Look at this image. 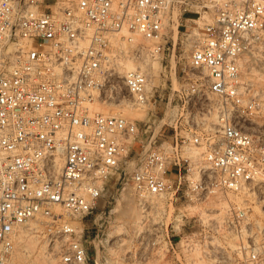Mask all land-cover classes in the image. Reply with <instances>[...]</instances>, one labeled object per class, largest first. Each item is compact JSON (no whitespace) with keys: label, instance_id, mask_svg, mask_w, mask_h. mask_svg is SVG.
<instances>
[{"label":"built area","instance_id":"1","mask_svg":"<svg viewBox=\"0 0 264 264\" xmlns=\"http://www.w3.org/2000/svg\"><path fill=\"white\" fill-rule=\"evenodd\" d=\"M179 27L197 73L176 92L184 122L171 113L158 131L169 140L140 142L134 120L96 110L121 107L124 91L157 117L145 67ZM262 32L264 0H0V264H90L114 241L88 221L117 192L139 215L134 255L258 264L264 237L237 200L264 190V95L240 65ZM124 56L136 66L119 73ZM212 202L225 203L220 222L177 208Z\"/></svg>","mask_w":264,"mask_h":264},{"label":"rangeland","instance_id":"2","mask_svg":"<svg viewBox=\"0 0 264 264\" xmlns=\"http://www.w3.org/2000/svg\"><path fill=\"white\" fill-rule=\"evenodd\" d=\"M181 32H183L182 27L178 28V33H172V30H169L165 40L158 43V53L156 54L155 58L153 60H149L146 63L147 65L145 69L149 73L150 85L152 89H156L158 91L155 93V96H157L159 93L163 98V101L158 107L159 111L157 117L153 116V107L151 105L145 106L142 109L136 107L132 103L131 97L124 91L120 93L121 107L111 108L108 110H96L97 112H101L103 114L115 113L127 119L134 120L138 127V141L140 142L148 141L152 135L156 136L157 143H159L161 140H169V137L172 133L170 129L165 128L164 131L163 129L160 132L158 131L162 125V121H167L171 113L177 112V114H179L182 109L183 112L180 120L182 123L184 122L183 117L185 115L187 104L185 103L184 95L179 96L176 92L181 90L190 82V74L197 73L188 67V53L185 46L180 43ZM170 37L173 38V42ZM134 38L140 39L139 36H134ZM261 38V41L254 45V48L250 53L243 55L240 58V65L243 77L254 80L257 88L264 95V85L261 84V82L264 80V32L261 33ZM137 43H141L146 46L151 45L150 42L138 41ZM172 43L174 44L172 45ZM129 65H133V67L136 66L135 62L129 56L122 57L120 67L118 69L119 73L132 70L133 68L129 69ZM201 113L202 111L199 109L198 115L201 116ZM154 118L156 120L154 125L151 126L148 132H145L144 130L146 129V124L151 123ZM204 120H207V122H212L213 118L212 116L204 117ZM256 123L258 124L262 134H264V110L256 118ZM199 151H201V149L194 147L189 151V154L192 155L193 153H197ZM181 156L187 155L183 154ZM117 194L118 195H116L114 198L110 199L111 203L109 205L107 204V200L105 198L106 196L104 195L102 201L100 202L101 205L99 209L88 221L89 225L97 224L99 226L102 223L101 228L94 230L95 235H101L104 239L107 237L108 239H111L112 242L114 241L113 244H108L105 247L106 249L99 253V255H92L90 264H94V261L96 264H170V252L165 254L161 253L159 256L154 255L152 258L148 255L145 257H138L137 254H133V244L135 239L132 234V228L135 224L132 222V219H130L131 222H129L130 214L126 210L128 207H133L137 212L135 201L129 193H122L119 195L120 193L117 192ZM103 201L106 202L105 206H107L105 207V215H101ZM245 201L248 207L250 222L252 223L255 232H257L255 222L264 229V190H258L255 191L254 194L250 193L248 195H244L241 200H237L239 203ZM222 207L224 206H209L202 204L197 208H177L186 213L188 217L197 215L205 209H211L212 211L210 215L220 222V219H222L224 214ZM108 210H113L110 217H108ZM123 210L126 213L128 212V217V214H125L126 217L125 215L123 217ZM119 227L122 228L120 229ZM261 235L264 237V230L262 231ZM28 236H33L34 239L27 240L26 248L35 250L40 244V236L38 237V233H30ZM258 264H264V252L260 257Z\"/></svg>","mask_w":264,"mask_h":264},{"label":"bare ground","instance_id":"3","mask_svg":"<svg viewBox=\"0 0 264 264\" xmlns=\"http://www.w3.org/2000/svg\"><path fill=\"white\" fill-rule=\"evenodd\" d=\"M133 40L137 43L138 41H143L144 42V40H142L141 38L140 39H136V38H134L133 37ZM153 66V65H152ZM129 67V69H132V68H134L133 67V65L131 66V65H129L128 66ZM243 75V74H242ZM245 76H247L246 74H244ZM249 76H251V75H249ZM260 78V77H259ZM259 81V80H258ZM260 84V83H259ZM261 84H263L264 85V80L261 82ZM111 115H118V114H115V113H111ZM128 204V203H127ZM225 203H215V202H212V205H216V206H220V205H224ZM126 211H128L129 212V214H130V217H129V222H131L130 221V219H132V222L135 224L136 223V220L138 219V217H139V215H138V212H136V210L133 208V207H128L127 208V210ZM128 212L126 213L124 210H123V212L122 213H124L123 214V217H124V215L125 214H128ZM129 214L127 215V217L129 216ZM122 215V214H121ZM125 217H126V215H125ZM128 219V218H127ZM125 222H127V221H125ZM126 224V223H125ZM255 225H256V227L258 228V230L259 231H263L264 229L258 224V223H256L255 222ZM120 228V227H119ZM122 228V227H121ZM120 228V229H121ZM116 230V229H115ZM119 230V229H118ZM29 239H34V237L32 236V237H29V238H27L25 241H24V245L22 246L23 248H24V250L25 251H31L30 249H27L26 248V245H27V240H29ZM97 256V255H96ZM23 260V259H22Z\"/></svg>","mask_w":264,"mask_h":264}]
</instances>
